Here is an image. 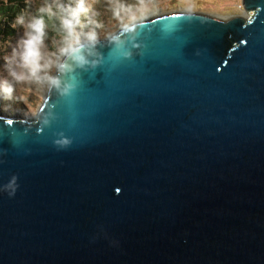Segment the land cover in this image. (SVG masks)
Listing matches in <instances>:
<instances>
[{"label": "water", "instance_id": "1", "mask_svg": "<svg viewBox=\"0 0 264 264\" xmlns=\"http://www.w3.org/2000/svg\"><path fill=\"white\" fill-rule=\"evenodd\" d=\"M242 5L73 45L33 118L0 117V264H264V0Z\"/></svg>", "mask_w": 264, "mask_h": 264}, {"label": "rangeland", "instance_id": "2", "mask_svg": "<svg viewBox=\"0 0 264 264\" xmlns=\"http://www.w3.org/2000/svg\"><path fill=\"white\" fill-rule=\"evenodd\" d=\"M48 3L49 0L39 3L35 0L32 5L47 8ZM72 8L75 16L67 26L73 37L49 44L38 37L28 17L10 24L6 21L13 32L0 35V117L33 118L67 49L81 42L106 38L132 23L149 20L145 19L148 14L190 12L222 20L248 16L242 0H77L72 2ZM79 14L86 17L85 31L74 26Z\"/></svg>", "mask_w": 264, "mask_h": 264}, {"label": "trees", "instance_id": "3", "mask_svg": "<svg viewBox=\"0 0 264 264\" xmlns=\"http://www.w3.org/2000/svg\"><path fill=\"white\" fill-rule=\"evenodd\" d=\"M34 1L0 0V35L6 33L10 35L13 32L7 26L6 21L10 24L28 17L31 19L30 24H32L38 37L46 40L47 44L73 37L72 31L67 25H69L68 21L75 16L72 2L77 0H49L47 8L33 7ZM39 2H44V0H37V3ZM18 17H20L19 20H17ZM85 20L86 17L79 14L74 20V26H78L77 29L79 30L84 29Z\"/></svg>", "mask_w": 264, "mask_h": 264}, {"label": "bare ground", "instance_id": "4", "mask_svg": "<svg viewBox=\"0 0 264 264\" xmlns=\"http://www.w3.org/2000/svg\"><path fill=\"white\" fill-rule=\"evenodd\" d=\"M179 13V12H178ZM158 15L160 14H153L152 16H149V14L147 15L148 18H145V19H153V17H158ZM161 16V15H160ZM142 21H146V20H142Z\"/></svg>", "mask_w": 264, "mask_h": 264}, {"label": "clouds", "instance_id": "5", "mask_svg": "<svg viewBox=\"0 0 264 264\" xmlns=\"http://www.w3.org/2000/svg\"><path fill=\"white\" fill-rule=\"evenodd\" d=\"M19 19H20V17L17 18V20H19ZM8 91L10 92L11 89H9ZM14 194H15L14 192L9 193L10 196H12V195H14Z\"/></svg>", "mask_w": 264, "mask_h": 264}, {"label": "snow or ice", "instance_id": "6", "mask_svg": "<svg viewBox=\"0 0 264 264\" xmlns=\"http://www.w3.org/2000/svg\"><path fill=\"white\" fill-rule=\"evenodd\" d=\"M8 123H12V121H11V120H9V121H8Z\"/></svg>", "mask_w": 264, "mask_h": 264}]
</instances>
